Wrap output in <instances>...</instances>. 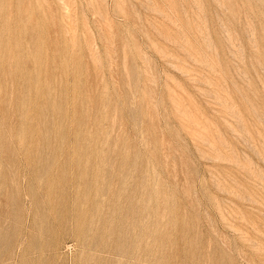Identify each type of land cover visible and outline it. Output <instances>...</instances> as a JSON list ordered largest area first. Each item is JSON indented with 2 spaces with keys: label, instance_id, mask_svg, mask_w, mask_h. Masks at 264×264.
I'll use <instances>...</instances> for the list:
<instances>
[{
  "label": "rangeland",
  "instance_id": "1",
  "mask_svg": "<svg viewBox=\"0 0 264 264\" xmlns=\"http://www.w3.org/2000/svg\"><path fill=\"white\" fill-rule=\"evenodd\" d=\"M0 264H264V0H0Z\"/></svg>",
  "mask_w": 264,
  "mask_h": 264
}]
</instances>
